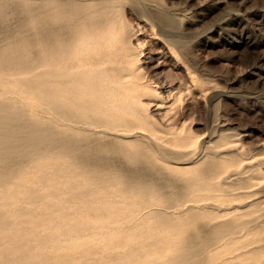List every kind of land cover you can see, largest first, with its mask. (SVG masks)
<instances>
[{"label":"rangeland","instance_id":"374dc122","mask_svg":"<svg viewBox=\"0 0 264 264\" xmlns=\"http://www.w3.org/2000/svg\"><path fill=\"white\" fill-rule=\"evenodd\" d=\"M2 7L0 52L14 61L0 63V97L56 142L0 153V264H264V0ZM66 14L118 31L110 55L70 58L71 80L102 57L132 75L109 81L100 113L64 123L42 91L59 59L48 34ZM9 129L0 139L30 125Z\"/></svg>","mask_w":264,"mask_h":264},{"label":"bare ground","instance_id":"6f19581e","mask_svg":"<svg viewBox=\"0 0 264 264\" xmlns=\"http://www.w3.org/2000/svg\"><path fill=\"white\" fill-rule=\"evenodd\" d=\"M58 7H59V10L62 11L63 9L62 6L59 5ZM0 13L3 16L6 14L4 7L1 8ZM105 16H107V14ZM64 17L65 18H63L62 22L65 21V23L58 27L53 26L50 34H48L51 37V38L48 37L49 39H51V43L49 45L48 51L50 55L56 56V58H59V59L55 61L54 69L52 70L50 69L51 70L50 74H52L50 76H52V78L54 77V79L51 81H49L48 79L46 81L48 82L47 88L45 86L46 90L45 91L43 90L42 92L47 95V100L49 101L48 103H50L49 105H51L54 113L56 114L55 116L64 120L62 122L65 123V120L71 119V117L77 116L76 118H78V115H80V113L83 110L84 111L94 110L95 112L100 113V111L104 110V105L102 103L99 104L98 99L104 100L108 98V95L105 93V89L106 87L109 86V81L113 83H117V82L122 83L123 81L127 82L126 79L127 78L129 79L132 73L130 72V66H129L130 64L125 66L124 64L120 65L118 62V65L116 66L115 65L116 61L114 62L112 60L113 58L112 59L109 58L113 62L111 61L112 62L111 65H107V63L110 60L109 59L105 60L102 57L101 59H98L99 63L96 62L97 64L96 68L94 69L88 68L89 70L88 73H85L86 76H84V78L81 80L80 83L77 81V79L71 80L70 79L71 76L75 73V70H73V68L77 67L76 65L78 62L76 61L74 62L72 61V59L70 60V58L74 55L77 57L78 54L81 53L82 51H85V50L89 51L91 49L94 52H96L97 55H100L102 52L104 53L105 56L107 55V53H109L108 55H110L116 49V42H117L116 41L117 40L116 31L117 30L115 26L116 23L112 24V22H109L107 24H104L105 20L108 17H105V19L103 18L97 19L95 17L96 18L95 21L91 20L92 22L86 20L87 22H84L85 23L84 26H80V27L76 24V22H74L75 17H73L72 14H66ZM52 21L56 23L55 19H53ZM39 56L40 57L38 58V62L41 64L43 63V60L45 59L42 55L39 54ZM83 58L84 57H82V59L80 58L79 60L83 61ZM90 59L91 58L87 59V62H86L87 65H88V60ZM121 60H118V61L121 62ZM2 61L4 63L11 64L14 61V57L11 54H5L3 52H0V63H2ZM90 63H92V61H90ZM100 65L102 66L107 65V68L101 69L99 68ZM82 66L84 65H81V67ZM93 66H96V65L93 64ZM77 68H74V69H77ZM119 68H121L122 70L124 69L127 72L124 74H116V70ZM0 70H1V64H0ZM137 92L139 93V90H137ZM115 117L117 116L115 115ZM115 120L117 122L119 119L117 120L115 118ZM81 121L84 122V120H81ZM21 122H24L26 124L29 123L30 131H29L28 136L27 137H14L11 135H6L5 138L0 139V153L6 152L8 154L9 153L11 154V152L19 148L37 147L40 144L46 143L47 141L50 143L56 142L55 141L56 139L54 136L49 137V136H46L47 134L45 135L42 132L41 122L34 115L27 114L21 111L18 113L15 112L14 107L7 100H5L4 98L2 99L0 97V130L8 131L10 127L15 126L16 124L19 125ZM0 180L2 181V179ZM185 254L187 253L185 252Z\"/></svg>","mask_w":264,"mask_h":264}]
</instances>
